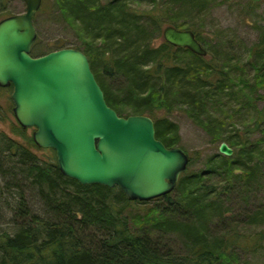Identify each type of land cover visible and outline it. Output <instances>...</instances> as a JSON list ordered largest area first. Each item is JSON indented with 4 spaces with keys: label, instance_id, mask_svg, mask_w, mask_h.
<instances>
[{
    "label": "trees",
    "instance_id": "1",
    "mask_svg": "<svg viewBox=\"0 0 264 264\" xmlns=\"http://www.w3.org/2000/svg\"><path fill=\"white\" fill-rule=\"evenodd\" d=\"M129 1L153 2L146 12L158 28L148 30L142 24L143 15L128 8ZM212 1L58 3L81 26L84 46L78 49L88 56L107 103L121 116H151L156 137L173 147L179 142V126L163 111L174 105L185 108L198 124L221 130L224 120L215 117V112L233 118L239 102L255 106L257 99H264L258 91L264 86V28L247 49L249 63L243 62L234 53L233 39L204 37L201 20ZM164 18L176 27L192 29L208 55L176 47L165 39L154 44V37L162 36L158 23ZM88 39L95 45L88 44ZM97 40L103 41L98 45ZM249 68L254 69L253 76ZM117 76L125 77L124 88L114 85ZM260 112L264 114V109ZM232 134L221 139L238 145V156L214 154L205 171H185L173 191L150 201H132L118 186L82 184L64 175L56 153L51 162L39 163L32 146L41 147L32 136L26 144L13 139L6 143L7 138L1 137L0 152L8 149L7 156L19 158L17 172L31 179L30 186L38 191L49 216L32 214L29 208L26 221L14 233L0 234V264H233V247L247 250L254 242L239 237L241 224L257 223L264 218V209L238 215L227 204V196L234 189L244 195L250 191L264 153L260 144L248 146ZM207 177H224V185L208 183ZM1 188L0 184V193ZM149 203H155L157 215L133 211Z\"/></svg>",
    "mask_w": 264,
    "mask_h": 264
},
{
    "label": "water",
    "instance_id": "2",
    "mask_svg": "<svg viewBox=\"0 0 264 264\" xmlns=\"http://www.w3.org/2000/svg\"><path fill=\"white\" fill-rule=\"evenodd\" d=\"M24 1L25 12L0 20V86H13L19 124L36 128L35 143L54 149L61 172L82 184L118 186L132 201L173 191L188 167V153L158 139L151 116L119 115L81 49L63 47L33 56L34 18L42 0ZM163 36L176 47L208 55L192 29L169 24ZM219 151L234 153L225 141Z\"/></svg>",
    "mask_w": 264,
    "mask_h": 264
},
{
    "label": "rangeland",
    "instance_id": "3",
    "mask_svg": "<svg viewBox=\"0 0 264 264\" xmlns=\"http://www.w3.org/2000/svg\"><path fill=\"white\" fill-rule=\"evenodd\" d=\"M98 1L100 4H106L112 0ZM210 5L209 11L201 20L202 25H200L204 29V37L233 39L235 55L242 58L243 62L249 63L250 56L247 49L258 41L261 29L264 28V0H228L227 2L213 0ZM127 6L143 15L142 24L148 30L154 27L158 28L146 12L152 9L153 2L129 1ZM25 11L26 3L24 0H0V20L6 16ZM168 19L164 18L158 23L159 28H162V36L154 37V44L157 45L164 39L163 29L167 25L173 24ZM34 24L37 30V38L32 48L34 56H41L63 47L79 48L84 46L79 35L80 24L64 13L58 0H42V5L34 18ZM87 41L88 44L95 45V41L89 39ZM102 41L97 40L96 43L99 45ZM254 72L253 68H249L251 76L254 75ZM117 78L114 85H117V88H124L127 84L125 77L117 76ZM258 91L264 95V86L260 87ZM12 93L13 88L0 90V138L6 137V143L13 139L26 144L27 137H33L36 128L24 129L19 124L13 112ZM239 103L240 107L237 104L233 108L234 113H236L233 118L218 112L213 114L215 117L220 116L224 120L223 127L219 126L221 130L198 124L181 105H174L170 110L163 111L164 115L179 126L180 138L176 146L182 147L190 156L186 173L207 169L210 158L214 154L220 153L219 146L223 142L221 139L223 135L233 133V136L237 135V139L246 141L248 146L249 144L250 146L260 144L259 147L263 149L261 153H264V114L260 112L264 109V99H257L255 106L246 105V102ZM239 108L241 110L237 112ZM201 118L204 117L201 116ZM229 146L234 150L231 156H238L239 146ZM32 151L37 155L39 163L51 162V159H54L55 151L51 148L32 146ZM7 153H9L8 149L3 154L0 152V184L2 186L0 193V234L14 233L17 226L26 221L25 212L29 208L32 214L38 213L40 216H49L45 204L40 200L38 191L33 190L30 186L31 179L23 178L22 173L17 172L21 167L20 162H18L19 158H11L9 155L7 156ZM259 162V175L253 186L250 187V191L244 195L240 190L234 189L227 196V204L233 206V211H236L238 215L253 214L264 209V154H262ZM223 178L214 177L211 179L207 177V182L218 183L219 186H222L224 185ZM234 187H238V184L236 183ZM135 207L133 211L138 215H145L147 212H151V214L153 212L154 215L158 214L155 211V203L140 204ZM151 208L154 209L150 211ZM240 230L242 234L239 237L244 236L254 242L250 243L247 250L233 247V253L236 255L233 264H264V218L258 220L257 223H242Z\"/></svg>",
    "mask_w": 264,
    "mask_h": 264
},
{
    "label": "flooded vegetation",
    "instance_id": "4",
    "mask_svg": "<svg viewBox=\"0 0 264 264\" xmlns=\"http://www.w3.org/2000/svg\"><path fill=\"white\" fill-rule=\"evenodd\" d=\"M42 5V4H41ZM12 15H14V14H12ZM9 16H11V15H9ZM6 17H8V16H6ZM5 18V17H4ZM3 19V18H2ZM1 19V20H2ZM31 54H32V52H31ZM33 55V54H32ZM34 56V55H33ZM1 88H3L2 86H0ZM9 87H13L12 85L11 86H9ZM9 87H6V88H9ZM11 99H12V97H11ZM14 108V107H13ZM14 112V111H13Z\"/></svg>",
    "mask_w": 264,
    "mask_h": 264
}]
</instances>
